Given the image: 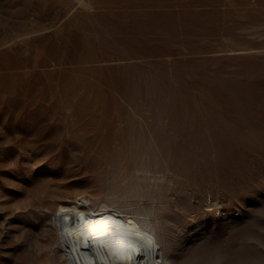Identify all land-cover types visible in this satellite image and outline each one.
<instances>
[{
    "label": "rangeland",
    "instance_id": "rangeland-1",
    "mask_svg": "<svg viewBox=\"0 0 264 264\" xmlns=\"http://www.w3.org/2000/svg\"><path fill=\"white\" fill-rule=\"evenodd\" d=\"M79 194L264 264V0H0V264H67Z\"/></svg>",
    "mask_w": 264,
    "mask_h": 264
},
{
    "label": "bare ground",
    "instance_id": "bare-ground-1",
    "mask_svg": "<svg viewBox=\"0 0 264 264\" xmlns=\"http://www.w3.org/2000/svg\"><path fill=\"white\" fill-rule=\"evenodd\" d=\"M81 196L67 200L73 206L58 205L52 220L67 264H186L189 261L177 262L168 254L164 246L168 244L158 234L159 225L151 219L154 211L152 214L149 209H134L123 213L105 203L95 211ZM156 220L159 223V218Z\"/></svg>",
    "mask_w": 264,
    "mask_h": 264
}]
</instances>
